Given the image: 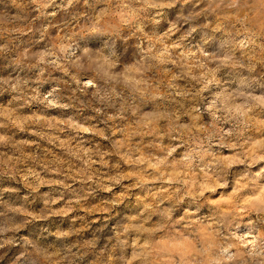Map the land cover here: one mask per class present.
Returning <instances> with one entry per match:
<instances>
[{
  "label": "rangeland",
  "instance_id": "374dc122",
  "mask_svg": "<svg viewBox=\"0 0 264 264\" xmlns=\"http://www.w3.org/2000/svg\"><path fill=\"white\" fill-rule=\"evenodd\" d=\"M0 264H264V0H0Z\"/></svg>",
  "mask_w": 264,
  "mask_h": 264
}]
</instances>
